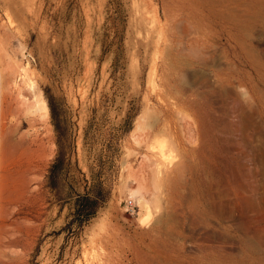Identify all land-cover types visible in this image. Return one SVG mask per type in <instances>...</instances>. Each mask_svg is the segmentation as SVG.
Instances as JSON below:
<instances>
[{
  "label": "rangeland",
  "instance_id": "rangeland-1",
  "mask_svg": "<svg viewBox=\"0 0 264 264\" xmlns=\"http://www.w3.org/2000/svg\"><path fill=\"white\" fill-rule=\"evenodd\" d=\"M241 1L0 0V264H264V0Z\"/></svg>",
  "mask_w": 264,
  "mask_h": 264
},
{
  "label": "trees",
  "instance_id": "trees-1",
  "mask_svg": "<svg viewBox=\"0 0 264 264\" xmlns=\"http://www.w3.org/2000/svg\"><path fill=\"white\" fill-rule=\"evenodd\" d=\"M104 186L99 185L95 191L96 195H91V191H89L86 196L81 199V205L76 213L77 217L81 219V222H87L90 220L97 209L102 205L106 196L103 194Z\"/></svg>",
  "mask_w": 264,
  "mask_h": 264
},
{
  "label": "clouds",
  "instance_id": "clouds-1",
  "mask_svg": "<svg viewBox=\"0 0 264 264\" xmlns=\"http://www.w3.org/2000/svg\"><path fill=\"white\" fill-rule=\"evenodd\" d=\"M235 91L240 96V99L243 103L248 104L251 102V94L248 92L246 87L240 86L236 88Z\"/></svg>",
  "mask_w": 264,
  "mask_h": 264
},
{
  "label": "bare ground",
  "instance_id": "bare-ground-1",
  "mask_svg": "<svg viewBox=\"0 0 264 264\" xmlns=\"http://www.w3.org/2000/svg\"><path fill=\"white\" fill-rule=\"evenodd\" d=\"M194 1H196V2L198 1V2H199V0H194ZM201 1H202V0H201ZM240 1H241V0H240ZM181 2H182V1H181ZM181 2H180V3H181ZM184 2H185V0H184ZM198 2H197V3H198ZM217 2H218V1H217ZM241 2H242V1H241ZM241 2H240V5L243 3V2H242V3H241ZM203 3H205V1H203ZM208 3H209V0H208ZM213 3H214V1H213ZM219 3H220V4H223V3H221V2H219ZM249 3H250V2H249ZM198 4H199V3H198ZM205 4H206V3H205ZM181 5L183 6V4H181ZM187 5H188V4H187ZM190 5H191V4H190ZM202 5H203V4H202ZM206 5H207V4H206ZM208 5H209V4H208ZM179 6H180V5H179ZM179 6H178V7H179ZM182 6H180V7H182ZM210 6H211V4H210ZM213 6H214V5H213ZM218 6H219V4H218ZM222 6H223V5H221L220 7H222ZM252 6H253V5H252ZM180 7H179V8H180ZM187 7H189V5H188ZM187 7H186V8H187ZM192 7H194V5H193ZM197 7H198V6H197ZM202 7H205V6L203 5ZM202 7H201V8H202ZM216 7H217V5H216ZM248 7H249V6H248ZM254 7H255V5H254ZM256 7H257V6H256ZM195 8H196V7H195ZM205 8H206V7H205ZM259 8H260V7H259ZM259 8H257V9H259ZM207 9H208V7H207ZM210 9L212 10V8H210ZM180 10H181V9H180ZM201 10H202V9H201ZM205 10H206V9H205ZM233 10H234V9H233ZM238 10H239V9H238ZM240 10H241V9H240ZM246 10H247V9H246ZM192 11H193V10H192ZM208 11H209V10H208ZM214 11H215V10H214ZM217 11H218V10H217ZM235 11H236V10H235ZM255 11H257V10H255ZM255 11H254V12H255ZM178 12H179V11H178ZM193 12H197V10H196V11L194 10ZM193 12H192V13H193ZM202 12H203V11H202ZM209 12H210V11H209ZM227 12H228V11H227ZM238 12H239V11H237V13H238ZM247 12H248V11H247ZM247 12H243V13H247ZM254 12H253V13H254ZM210 13H211V12H210ZM215 13H216V12H215ZM222 13H223V12H222ZM222 13H221V14H222ZM225 13H226V12H225ZM228 13H229V12H228ZM231 13H232V12H231ZM240 13H242V11H241ZM212 14H213V13H212ZM238 14H239V13H238ZM249 14H251V13H249ZM179 15H180V14H178V16H179ZM210 15H211V14H210ZM222 15H223V14H222ZM242 15H243V14H242ZM198 16H199V15H198ZM200 16H201V15H200ZM206 16H207V15H206ZM206 16H205V17H206ZM214 16H215V15H214ZM217 16H218V15H217ZM225 16H226V14H225ZM243 16H244V15H243ZM221 17H222V16H221ZM197 18H198V17H197ZM223 18H224V17H223ZM202 19H203V17H202ZM224 19H225V18H224ZM224 19H223V21H224ZM228 19H229V18H228ZM230 24H231V23H230ZM222 25H223V24H222ZM234 26H235V24H234ZM244 52H245V50H244ZM245 53H246V52H245ZM246 54H247V53H246ZM246 54H245V55H246ZM249 54H250V53H249ZM247 59H248V57H247ZM248 62H251V61H248ZM253 62H254V61H253ZM255 64H257V63H255ZM252 65H254V64L252 63Z\"/></svg>",
  "mask_w": 264,
  "mask_h": 264
},
{
  "label": "built area",
  "instance_id": "built-area-1",
  "mask_svg": "<svg viewBox=\"0 0 264 264\" xmlns=\"http://www.w3.org/2000/svg\"><path fill=\"white\" fill-rule=\"evenodd\" d=\"M132 211H135V208L134 207H131Z\"/></svg>",
  "mask_w": 264,
  "mask_h": 264
}]
</instances>
